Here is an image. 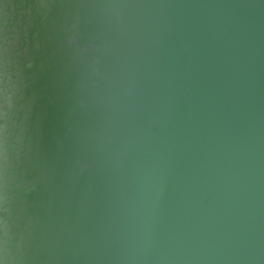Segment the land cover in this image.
<instances>
[{
	"label": "water",
	"instance_id": "obj_1",
	"mask_svg": "<svg viewBox=\"0 0 264 264\" xmlns=\"http://www.w3.org/2000/svg\"><path fill=\"white\" fill-rule=\"evenodd\" d=\"M0 264H264V0H0Z\"/></svg>",
	"mask_w": 264,
	"mask_h": 264
}]
</instances>
